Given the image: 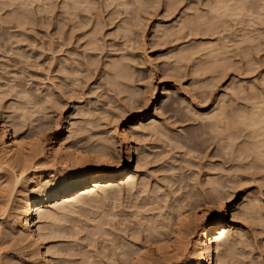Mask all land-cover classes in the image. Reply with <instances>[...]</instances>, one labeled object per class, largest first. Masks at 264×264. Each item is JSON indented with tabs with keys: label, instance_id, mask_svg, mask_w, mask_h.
<instances>
[{
	"label": "rangeland",
	"instance_id": "1",
	"mask_svg": "<svg viewBox=\"0 0 264 264\" xmlns=\"http://www.w3.org/2000/svg\"><path fill=\"white\" fill-rule=\"evenodd\" d=\"M3 1H4V5L2 3ZM53 1L52 0H19V2L14 1L13 2L14 8L18 5L16 7V11L18 8L20 9V11L18 13L19 15H17L18 18L22 16L21 18H19V22L21 23V26L19 25V27H16V28H14L12 23H10V22L5 23V20L3 23V19H5L8 15L7 13L13 9V5L8 6L7 4H5V0H2L0 2V3H2L1 8H0V19H1L0 22H2V23H0V30H1L0 36L6 37V36H9V34H11V33L12 34L15 33L13 35V37H11V39H8L5 42L0 43L1 44L0 45V86H2V89H3L2 90L0 88L1 89L0 91L1 92L3 91L1 93V94H3V97L1 96V98H0L1 99L0 101H2L0 103V119H2L1 117L10 116L7 118V120L11 124L13 122H15L16 124L17 123L22 124L23 122L25 123V121H26V123L24 125L23 124L21 125L23 128L19 127L20 125H18V124H17L18 126H16V124H12V125H15L12 127L13 128L12 130H14L16 128L15 130H18L17 132L21 133V134L22 133L25 134V132L27 133V132H29V130H31L29 128L30 119H31L30 125L32 127V126H35L36 123H37L36 125H38L40 123L44 124V122L46 124L47 121L49 122V119H51L50 121H52L53 119H55L57 117L62 122H64L65 120L70 118L71 120H73L75 122L78 121L77 124L80 125L83 122L86 123L85 119L89 118L88 116H90L91 118H89V119L91 121L95 122V124H93V122H92L93 125H100V127H102L103 129L105 128V130L114 127L116 125V123L122 121L120 128L125 130L129 127V125L133 124L132 123L133 118L135 117V115H137L139 113L137 106L139 107L140 103L142 105L143 101L145 100L144 98H146V99L149 98V102H150V106H151L149 112L150 113L154 112V107L157 104L161 105L162 109H160V111L163 114H161V112L159 111V113L161 115L158 117V120H160V122L164 123L166 125V127H168L167 128L168 135H167V133L165 134V136L167 135L166 138H165V136H163V138L162 137L158 138V136L157 137L152 136L153 138H151V136H148V135L147 136L139 135L138 137L135 136L136 139H134L135 137L132 136L133 138H131L130 136H128L130 134L129 132L125 135L126 138H128L127 142L131 144L134 151H135V147H137V148H139V150L145 149L144 151L142 150V154H143V152H144V154L145 153L147 154V156L145 154L147 161L143 167L144 168L143 172L145 173V176H146L145 177L146 186H145L144 191L135 192V190H134V191H132V193L129 194L125 190L124 191L122 190L120 192L115 191V193L114 192L109 193L107 196L100 193L99 196H94L95 198L94 197L90 198V200L93 202H89V200H88L89 198L86 199L85 202L82 203L85 205V207L83 205H82L83 206L82 207L80 204L79 205L80 209L78 207L74 212H72L73 215L66 213V215L64 214L63 216L59 217L60 222L58 221L57 223H59L58 225H60L63 228L72 227L71 226V225H73L72 221L75 224L74 226H77L78 224L82 223L83 220H85L84 222L87 223V220L89 221L90 218L95 219V217H96V219H97V217L98 218L100 217L101 219L104 218V221L107 219V221L109 220L108 221L109 223L107 221L104 222V224L105 223L106 224H105V226L103 225L104 226L103 229L106 228L108 231H110L109 232L110 235L105 236V237L106 238L108 237V239L113 237L112 238L113 242H112V240H109V241L106 239H105L106 241L103 240V242H105L104 244L108 245V247L106 246L107 247L106 248V247H103L104 244L103 245L100 244L102 242L101 239H103V238H101L102 236H100V238H101L100 241H97V239L99 240V238L97 237V239H96V237L94 236L92 238H93V240H94V238L96 240L93 241V243H92V241L91 242L89 241L90 243H88V240H85V238H87L86 234H85L86 231L85 232L79 231L77 234H76V232H70L71 234L66 233L68 236L66 234H65L66 236L64 234H62L63 236L61 235V237L59 236L58 239L57 238L55 239V241L57 240L56 245L61 250L59 249V252H58L59 256H57V257L55 256L57 253L53 256L51 255L52 258L55 257L53 259L54 260L53 262H55L57 260L60 262L59 258L65 257V253L67 254L66 256L68 258V261L69 262L73 261L72 264L75 263L74 262L75 259H77V261H79L80 255H74V252H73V254H70L71 256H73V255L78 256V257L73 256V258H74V260H73V258L68 255L71 252V251L69 252V250H71V247L73 248V246H75V247L80 246V249H81V247L85 249L86 246L83 247V245H81V244L85 245V243L87 245V247H86L87 251L84 249L83 250L85 251L84 253L86 255V258L88 256V258L85 260V261L88 260L87 264L91 261L90 259L93 258L92 254L95 255V254H97L98 251L99 252L102 250L106 251V249H109L107 251L110 253V256L112 255L113 252L116 256V257L113 256L114 254L111 256V263H113V264H121V263L124 264L125 262H127L126 259L131 255L126 254V252H132L136 249V247H143V248H141V249H143L142 252L147 251V250H153L154 245L151 243L148 244L149 242L147 243V241L144 240L145 239L144 235L146 234V231H143V234L141 231H140L141 233L137 234L138 220L141 221L140 216L143 217L145 215L149 219H151L153 217L156 220L157 219L158 220L160 219V221H161V219L164 220L166 215H168L169 208L171 207V204H173L172 206H175L176 204L181 202V204L186 205L188 202L187 200L194 199L195 196L200 197L201 194L197 195V192L200 193V192L204 191V187H205V191H207V189L212 184V183H209V180L213 181V178H214V181L217 180L216 182H219V184H218L219 189H220L219 192L221 193L219 195L225 196L227 199L224 197V200L225 199L228 200V202H227L228 222L231 221V214L233 211L239 210L238 212L243 213L244 211H246V208H248V207L249 208L253 207V209H254L252 211V214H254V215L251 214L252 216L249 219H247V217H245V216L243 217L242 214H241L242 216L238 219L237 226L240 228V233H239L240 236L238 235L235 237L236 241H238V242H236L237 244H235V246L233 247V249L234 248L235 249L231 250L232 252L230 254L232 256L229 254V256L227 257L226 264H264V161H263L264 159L259 160L260 161L259 162V161L253 160L254 159L253 154L248 155V157L245 156L246 154H244V155L242 154L243 156L238 155L240 153V151L238 149L237 150L239 152L236 150L237 145H235V144L240 145L239 141L242 144L243 140H244V142H246V140L250 141L252 139V135H251L252 132L249 131L251 129H248L250 127H247L244 124H242V125L244 127L246 126L245 128H243L242 125L239 126L240 129H239V127L237 128L236 125H234L233 128L231 127L233 125L232 123L237 124V125L241 124L240 121L238 123L233 121L236 117H234V119L232 120L231 116L233 118V115L237 116L238 113L241 115L246 110L250 111L251 108L254 107V105L258 106L259 104L261 105L263 103V101L261 102V100H263L262 98H264V96H262V95H264V82H263L264 80L261 77L264 76L263 75L264 74V16L262 17L263 13L261 11H260L261 14L259 12V15H261V16L256 15V14L259 11L258 10L260 7L259 5H261V4L264 5V1L259 0L260 1V2H258L259 7L256 5L258 7V9L255 10L257 7H254L255 9H252L253 11L254 10L257 11V13L255 11H254L255 13H252L251 9L244 13L245 17L242 16L241 20H242V18H246V15H247L248 18H246V19L248 21L246 19L244 21H241L239 17L232 16V17H235V20H236L235 21L230 16V17H227L228 22L227 21L223 22V23H226L225 25L227 27H225L224 24L222 25V23L218 22L219 23V24H217L218 26L219 25L224 26L225 29H227V30L231 29L229 31H226L227 33L225 32V30L221 31L223 36L220 32V36L222 37V39L226 36H229L232 33L231 38L226 37V39L228 38L227 40L223 39V41H226L227 45L229 43V39L231 40L233 38H236V41L233 40L232 44L230 41V44H229L230 47L228 45V47L225 49L226 50L225 54H227V55H224V56L227 57L229 54V57H227V59H229V60H227V59L225 60L224 56L220 57L221 53L217 54V56H219V58H221L219 60V62H218V57H217V62L215 61L216 57L214 58L215 60L213 59L214 61L212 59H210L213 62L212 61L210 62L209 58L207 60V57H202V59L205 60V63L200 67V71H202L204 69L203 70L204 73L200 72L198 70V72H196L198 74V76L194 75V74H196L194 72H189V71H191L190 69H192V68H190V67H192V66H190V65H192L191 61L188 62L186 65H185V62H182V64H183L182 67L179 69V72L177 71L178 73L176 72L177 75H176V73H173V75H175V76L171 75V73H169V71L166 72V70H164L165 67H167L166 63L167 62L169 63V61H170L169 64H172V62L174 61L173 60L174 57L171 59L169 56L170 54H168L170 51L169 48L171 45L168 43H166V44L163 43V40L155 39L156 35L154 36V38L152 36V34L154 35V33H153L154 27L156 28L155 30H157L159 28L158 25L159 24L161 25V23L162 24L166 23L165 25L168 26L169 24H171V22H176V18L178 19L179 15H181V13L186 10L185 7L187 8V5L189 6L191 1H192L191 4H194L193 2L195 0H185V1L181 0L180 2L177 1V5L175 6L176 7L175 11L173 12V14L168 15V18H165L167 15L165 14L166 12H163L165 0H161L162 3L158 2L157 0H155V2L152 0L153 3H151L150 7H149L150 3L148 2L146 4V6H148L149 9L151 8L150 10L148 9V12H147L148 15L142 14L144 21L139 20L140 23L142 21L144 23V25L141 23L143 28H142V26H140V29L142 28L143 31L140 30L139 27H138V29L140 30V32L136 27H131L132 29H135V31L132 30L133 32H131L134 34V36L132 38L133 41L131 40L133 43H130V41L127 40L128 43L125 42L127 44L126 46L124 44V39H126V38L121 36L122 33L120 34L122 39H119V38H121V37H118L119 33L117 35L116 34L113 35V31L111 32V30H110L112 28L115 29V25L117 23L118 24L120 23L122 25V21H120L121 19H119V18H123L124 16L126 17V14L122 13V14H124V15H122L120 12V14H121V15L119 14L120 17L118 15H117V18L115 17V19H118L119 21L118 20L113 21L115 23V25H114V23L112 25V23L110 24L111 21L108 20V16L110 17L109 19H111V20L114 19L113 13L117 14L116 11L119 10V7L116 6V8L118 10L114 9L113 13H111L110 14L111 16H110L109 13L112 12L111 10H113V8L115 7V3H113L114 7L111 9V4H108L109 2L107 0H96V1L95 0H89V3H88L89 8L93 6L91 8V10H93V9L96 10V11H93V13L98 14V11L100 13L99 14L100 16L97 15V18L98 17L102 18L100 23L103 22V23H105V25L107 23L108 24L106 26L105 25L103 26V23H101L102 24L101 27L103 28V29L101 28V30L99 29V33L101 36L97 35V39L100 37V39H98V40L101 42V44L102 43L103 44L101 46L99 44L100 47L99 48L97 47V49L94 48L90 52H89V50H87V51H85V53L82 52V54H81V51H82L83 47L85 46L84 43L88 41L87 37L89 34L87 35L86 33L90 32V31H88L89 29L85 30V28H84L85 31L81 30L82 27H84L83 24H82L83 25L82 27L81 26L79 27V25H78L79 28L75 29V26L77 27L75 22L81 23V22H79L81 20L84 22V17H85V15H87V11L84 12V10L80 9L81 10V11H79L80 13H82V11H83L82 16H80V17H82V19L81 20L78 19V21H75V18H74L75 14H73L74 16L72 15V17H70V18H68L69 16L64 13L65 10L63 13L61 12L63 15L59 14L60 10L62 11V9H63V7L61 5V0H58V1L53 0ZM91 1L95 2L94 5H97V6H95V8L93 5V2H91ZM105 1H107L108 3H104ZM201 1H203V0H201ZM20 2H21V4H20ZM51 2L54 4H52ZM199 2H200V0H199ZM22 3H23V6H22ZM179 3H180V5H179ZM55 4H57V5H55ZM9 5H11V4H9ZM53 5H54V7H53ZM100 5H101V7H100ZM104 5H106L107 8L110 7L109 8L110 10H107L106 7L104 8L103 7ZM153 5L155 6L154 9H153ZM21 6H22V8H21ZM129 6H131V8H135L134 5H129ZM129 6H128V9H130V10H128V11L130 12L131 8H129ZM136 6H138V5H136ZM97 7H99V10ZM198 7H200V6H198ZM103 8H104V10H106L105 12L103 11ZM146 9H147V7H146ZM156 9H158L160 11L157 10V13H156ZM260 9L262 11L264 10V8L263 9L260 8ZM76 10H77V13L76 12L75 13L81 15L80 13H78L79 7ZM88 11L92 13V11H90V9H88ZM108 11H109V13H108ZM120 11H121V7H120ZM149 11H151V14H149ZM20 12H21V15H20ZM91 13H90V15L92 16ZM107 13H108V15H107ZM154 14H156V15L154 16ZM60 15H62L63 19L59 18ZM64 15L67 16V19H65L67 23H68V21H67L68 19L70 20L71 18H74L73 23L75 25L70 24L71 22L69 21L70 23L66 24L65 27L63 28L62 27L63 23L65 24V21L64 22L62 21V20H64V17H65ZM88 15H87V17H88ZM90 15H89V18H90ZM164 15H165V17H164ZM55 16H56V18L58 17V20L54 18ZM145 16H146V20H145ZM75 17H78V16L76 15ZM94 18H95V16H94ZM94 18L93 19L90 18V19L94 20ZM148 18L150 19V21H148ZM129 19L130 18L128 17L125 20H129ZM237 19H238V22H237ZM59 20L61 22L59 23L60 28L58 29L57 21L59 22ZM95 20H97V19H95ZM230 20H231V22H229ZM249 20H250V22H249ZM232 21L233 22L235 21V25H233ZM52 22L53 23L55 22V25L52 24ZM97 23L99 24V22H96V26L98 28ZM156 24H158V25L156 26ZM228 24L231 25L230 28H229ZM245 24H246L247 28L244 27ZM67 25L69 26V28H66ZM72 25L74 27L73 28L74 30H72V31H74V32H73V35L71 34L73 37L71 36V38L69 40V38L67 36H68V32L71 31L69 29L72 27ZM89 25H88V28L90 27V30H91L92 24L90 26ZM137 25H139V23H136V26ZM236 25H237V27H236ZM53 27L55 29H53ZM201 27H204V26H201ZM99 28H100V26H99ZM131 28L128 29L129 32L127 31L126 33H130ZM60 29L62 32L64 31V33L61 32V36L59 37L60 33L58 34L57 32ZM242 29H245V32L242 33L245 36L244 35H242V36H244V38H246V39H244V41H243V39H241L239 37L240 41H237V40H239L237 35L238 34H239V36L241 35V32L243 31ZM56 30H58V31L55 32ZM234 30H236V32H234ZM53 31L55 33H57V36L54 35L55 33ZM86 31H88V32H86ZM106 31H107V33L111 32L112 36H110L108 34L110 36V37H108L106 34ZM136 31H138V32H136ZM237 31L239 33H237ZM247 31L248 32L251 31L252 33L255 31L256 32L251 34V32L248 33ZM65 32H67L66 37H67L68 43L67 42L62 43V41H64L63 39H65V37H64ZM80 32L81 33L85 32L84 34L87 35V37H85V35H81V34L79 35ZM97 32H98V29H97ZM233 32H234V35H233ZM136 33H137V37L135 36ZM258 33L260 34L259 37L257 36ZM103 34L105 35L106 38L103 37ZM141 34H143V35H141ZM225 34H226V36H225ZM247 34L249 37L247 36ZM128 35H131V37H132V34H128ZM128 35H127V38H128ZM138 35H139V37H138ZM232 35H233V38H232ZM253 35H254V37H253ZM53 36H54V38H52ZM69 36H70V34H69ZM82 36L85 37L86 41H85V39H83ZM114 36L115 37L117 36V38L119 39V41L116 40L117 38L115 39V41L118 42L119 44L118 43L115 44V41L112 39V38H114ZM197 36L199 37V35H197ZM220 36L218 34H215L216 39H218L217 44H221V42H222L221 39H219V38H221ZM75 37H77V39ZM80 37H81V39H80L81 41H78ZM198 37H196V38H198ZM205 37L206 36L203 35V37L200 36L199 39H203ZM215 37L213 38V36H212V41L213 42L215 41V43H216ZM55 38H56V40H58V43H55V41H54ZM142 38H143V41H142ZM256 38H258V39H256ZM52 39L54 42L52 41ZM59 39L61 41H59ZM102 39H103V41H101ZM253 39H254V41H253ZM109 40H111V41H109ZM156 40H157V42H156ZM219 40H220V42H218ZM96 41L97 40L95 37V42ZM181 41H178V42H181ZM52 42L55 44L53 45ZM80 42H82V44ZM100 42H98V43H100ZM121 42H122V44H121ZM59 43H61V46L59 45ZM64 44H66V45H64ZM67 44L70 46H68ZM111 44L115 48H118V51H119L118 55H117V50H116V52L114 51L115 52L114 54L117 57L121 55L120 53L123 54V52H124V55H126V53L130 52V53H128V55L125 56V57H127V56L128 57L125 58L123 62L126 65L128 64L127 68L133 67L132 69L129 68L130 73L128 72V74H130V75H132L134 73L133 77H131V79L129 78L130 79L129 82H127L128 81L127 78H126V80H127L126 81L125 78L120 77L125 82L120 80V78L117 79L118 77L116 78L117 80H119L120 83L122 82V84L124 83L123 85L127 86V87H125V86L120 85V86H122L121 88H125V89L121 90L122 93H121V91L120 92L118 91V87L115 88V91H113L114 90L113 84L111 83L112 84L111 85L110 82L108 81L109 82L108 85L110 84L108 86L107 80H104V79H108L107 74L104 75V69H105V72L107 70L106 69L107 65H105V68H103L104 63L107 60V58H109L108 57L109 55H111V57L113 55V57H114L113 51H111L112 48H114V47H111ZM120 44L122 46L121 49H119L121 47ZM123 44H124V48H123ZM140 44H141V46H139ZM233 44H234L235 48L232 47ZM59 46L60 47L63 46L61 48V50H58V49H60ZM80 46L82 47V49L80 48ZM129 46L131 47V49H128V48H130ZM154 47H156V48H154ZM63 49L66 50L67 52H70L71 55H70V53H68L70 56H72L74 54V53H72V50L75 49V50H73V52L77 53V55L75 53V55H76L75 60H77L78 59L77 57H79L78 61L80 62V66L76 67V68H83L82 69L83 72H85L86 70L87 71L90 70V72H88V73H86L87 71L85 73L80 71L81 73H79V74L83 73L82 74L83 76L75 73L78 76L76 75L75 77L74 76L71 77L72 74H70L71 76L69 78H68L69 74L67 73L68 74L67 75L68 80L67 81L64 80V83L70 82V79H71V82L73 81L71 84L67 83V84L71 85L69 88H68L69 85L67 86L66 83H65V85L67 86V88L64 87L65 85L62 87V85L64 83L62 81L60 82V80L61 79L63 80L64 78L66 79V76H65L66 75V72H65L66 68H69V69L72 68V70H75L76 68H74V67L76 66L77 63H72L75 61L73 59L74 55H73V57H70V56L66 57L67 53H66V51H65V53H63L64 52ZM227 49L230 51H227ZM54 50L55 51L58 50V51L55 52ZM94 50H96L95 52H96L97 56L95 55ZM99 51L101 52V54ZM202 51H204V52H202ZM208 51L209 50H201V52H199L198 55L203 54V53L208 52ZM166 52L168 55L166 54ZM239 52H241V53H239ZM79 53L81 54V56ZM86 53H88V54H86ZM107 54H109V55H107ZM89 55H92V56L89 57ZM93 56H95L93 58V63L91 61V63H89V65L93 64L94 66H92L90 68L88 67L89 69L84 68L85 64L87 67V62L83 59H85L86 57L87 58L89 57L88 59L91 60ZM105 56H106V58H104ZM165 56H169V57H166V60H165ZM64 58H67L66 60H68V58H69V60L72 59L74 61L71 60L72 64L70 65L69 60L67 63V61ZM56 59L58 61H61L64 59L66 61L67 66L65 67L64 60L61 62H58ZM59 59H61V60H59ZM95 59H96V62H94ZM112 59L113 58L108 59L106 62H109ZM168 59H170V60H168ZM82 60H83V62H81ZM127 60L130 62H127ZM204 60H203V62H204ZM78 61H76V62H78ZM63 62H64V65H63ZM60 63H62V64H60ZM83 63H84V65H82ZM98 63L100 65H98ZM222 63L224 64V66ZM56 64H58V65H56ZM59 65H60V68L58 71ZM215 65L216 66L218 65L219 70L214 69L213 72L210 71L211 69L208 70V67H210V66L216 68ZM183 66H184V68H183ZM61 67L62 68L65 67V70L64 69L61 70V71H64L65 73H63V72L61 73V71H60ZM203 67H205V68H203ZM161 68H163V70ZM206 68H207V70H206ZM220 68L222 69V71ZM108 69H109V66H108ZM159 69H160V71H159ZM70 71H71V69H70ZM70 71H68V72L70 73ZM164 71L167 75H170V76H167L165 73H163ZM207 71H209L210 73L208 72V74H207ZM57 72H59L61 74L59 75ZM107 72H110V71L107 70ZM56 73L59 76H58V79L54 80L55 79L54 77L57 76ZM111 73H113V72H111ZM101 75L103 76V78ZM199 75H200V77H199ZM202 76L205 78H203ZM52 78H54V79H52ZM73 78H74V80H73ZM76 78L79 79L80 81L79 80H78L79 82L76 81L77 80ZM208 78H210V79H208ZM10 79H11V81L9 82ZM205 79H208V80H206V83H205ZM109 80L112 81L111 79H109ZM7 82H9V83L7 84ZM54 82L57 83L58 86L56 85V87H55ZM59 82L62 83L61 86H59ZM74 82H75V84H74ZM203 82L205 84H203ZM236 82L239 84H237ZM77 83H78V85H77ZM200 83L203 86V87H201V89H200V86H201ZM235 84L238 86L239 89L236 87ZM249 84H250V86H249ZM153 85L156 87V90L154 92H151V91H153V89H152ZM239 85H241V86L239 87ZM111 86L113 87V89ZM194 86H197L196 89ZM57 87H60L61 89H59ZM11 88H12V90H11ZM70 88H71V90H70ZM121 88H119V89H121ZM163 88H165V90L167 91L165 96H163V94H162ZM198 88L200 89L199 91H197ZM234 89L235 90L238 89L239 91L236 90V92H235ZM4 90H5V93H4ZM58 90H61V91H58ZM242 90H244V92ZM228 91H230V92H228ZM16 92H18V93H16ZM19 92L21 93V95L19 94ZM48 92H49V94H48ZM114 92L118 95H115ZM257 92L262 94L259 96L260 98H258L259 94ZM45 93H46V95H45ZM51 93H53V95ZM63 93L65 94V96L63 95ZM201 93H203V94L201 95ZM16 94H18V95H16ZM22 94L24 95V97L22 96ZM41 95H42V97H41ZM49 95H51V96H49ZM221 95H223V96H221ZM233 95H235V96H233ZM236 95H238V97H236ZM249 95H251V96H249ZM21 96L23 97V99ZM47 96H49L51 98V100ZM52 96H53V99H52ZM165 97H166V99H165ZM234 97L236 99H233ZM45 99H49V100H47L49 102V104L48 103L44 104L46 107L43 106ZM231 99H233V100H231ZM53 100L55 102L58 101V103H60V104L58 105L57 102H56L57 103L56 104ZM162 100H164V101H162ZM259 100H260V102H259ZM28 101H29V103H28ZM34 101L37 103V105L39 104V102H40V104L42 102L41 106L43 108L41 106H40V108L37 107V105L35 104ZM170 101L175 102V105L178 104L177 107L179 110L176 113H173V111L170 112V110L169 111L163 110V107H167V105H169ZM53 102L55 104H52ZM130 102H132V103L130 104ZM136 102H137V104H135ZM179 102L181 103V105ZM256 102L258 104H255ZM222 103L223 104L226 103V104L223 105ZM22 104H23V106H22ZM28 104H30V106ZM50 104H52V105H50ZM133 104L136 105V107ZM238 105H240L241 110H240V107H238ZM251 105H253V106H251ZM85 106H86V109H85ZM222 106L225 107L224 108L225 111L223 110ZM232 106L233 107L236 106V108L238 107L239 110H237L238 108L237 109L234 108L235 112L233 113L234 110H233ZM244 106L245 107L247 106V107L245 108ZM25 107H26V109L30 107L29 109H27L28 112L27 111L25 112ZM230 107L232 109H230ZM20 108H23V109L21 110ZM186 108H188V111H186ZM218 108H219V110H218ZM220 108L224 112H226V114L223 113L224 116L229 114L230 118L227 116L226 117H227V119L229 118L230 120H227L226 117H224L222 115V117L224 118V119L222 118V120H225V121L219 122V123H223L222 126L221 125H219V126L222 127L223 129H225L224 127L226 126L227 127L226 131H227L228 127L229 128L231 127V129L234 130V127L236 126L235 131L237 129V132L234 131V135H236L238 133L240 136L239 137L238 135L237 136L233 135V137H235V138L233 139L232 143H233V146L235 148H233L231 146L232 143L230 142V140H229L230 145L228 144V146H227L226 145L227 143H224V141L226 142V140H228L226 138V137H229V135H227L228 131L226 132L224 130V132H223V129L218 126V123L217 124L214 123L215 118L218 116L216 114L221 110ZM83 109L85 110V112ZM216 109L218 110L217 112L214 111ZM32 110H36V111H32ZM226 110H229V111L231 110L230 111L231 113L229 111L227 112ZM241 111H243V112H241ZM32 112H35V113L33 114ZM83 112L86 114H84ZM91 112H93V113H91ZM29 113H31L32 115ZM89 113H91V115H89ZM205 113H206V115H203ZM22 114H25L26 116L29 115V117L28 116L23 117L24 116L23 115L22 117L24 119L21 120L20 118H21ZM82 114H84V115H82ZM235 114H237V115H235ZM240 115L236 118V120L240 117ZM30 116L34 117L35 119L32 117L30 118ZM205 116L206 117L210 116V117L206 118ZM211 116L212 117L215 116L214 119L211 118ZM168 118H170V119H168ZM174 118H176V119L174 120ZM177 120H178V122H177ZM179 120H180V122H179ZM182 120H183V122H182ZM33 121H35L34 122L35 124L32 123ZM173 121H175L176 123ZM79 122H81V123H79ZM224 122H227L226 123L227 125L224 124ZM229 123H231V124H229ZM214 124L217 126V128H216L217 130L214 129L215 128ZM228 124L231 126H228ZM82 126H84V124ZM210 126L211 127L214 126V128L212 127V129H211ZM231 129L230 130L228 129V130L232 132L233 130H231ZM224 133H226L225 134V136L227 135L226 137L224 136ZM229 134H230V132H229ZM232 134H233V132H232ZM248 134L251 137L250 139H248L249 136L246 137ZM178 135L180 138L178 137ZM196 136L199 138H197ZM167 137H169V140L167 139ZM170 138H172V139L170 140ZM245 138H247V139L245 140ZM179 139H181V140H179ZM229 139L232 140L231 137ZM178 140L180 142H178ZM234 140H237V141L234 142ZM230 148L232 149V151ZM234 149H235L236 154L233 151ZM225 151H226V153H225ZM236 151L238 152V154ZM243 157L247 162H243V160H244ZM238 159H239V162H238ZM240 159H243V160L241 161ZM250 162H252V163H250ZM240 163H241V166H240ZM246 164H247V166H246ZM255 164H256V166L258 165L259 167L254 166ZM237 166L242 167V168H237ZM231 167H234V168H231ZM243 167L244 168L247 167V168L243 169ZM235 168L237 169V173H236ZM229 170L230 171L232 170V172H230ZM56 176H58V175L56 174ZM236 177H237V179H236ZM231 179H234L236 182L234 180H231ZM55 180H56V177L54 178V181ZM121 182H123V179L121 180ZM207 182L209 183V185L207 184ZM221 183H223V186ZM199 188L201 189V191ZM118 192H119V194H118ZM5 195H7V196H5ZM5 195L2 196L3 199H1L2 197L0 199L2 201L4 200L3 202L6 203V205H7L11 201V198H9L10 197L9 193H6ZM101 195H102V198L104 200L101 198ZM4 196H5V198H4ZM103 196H105L106 198H104ZM133 196H135V197H133ZM7 199H9L10 201L9 200L7 201ZM158 199H159V201H158ZM183 199L185 200L184 202H183ZM5 200H6V202H5ZM147 200L150 204H148V202H146ZM151 200H152V202H151ZM143 201H145V202H143ZM175 201L178 203H176ZM86 202H88V204H85ZM11 203L12 202H10V205H11ZM144 203H145V206H144ZM174 203H176V204H174ZM252 204H255L256 206L252 205ZM6 205H5V207H6ZM135 205L136 206L139 205L138 206L139 210L135 208ZM142 205H143V207H142ZM10 207H12V206H10ZM183 208L188 209L187 206H185ZM7 210L10 211L11 209H8V206H7ZM136 211H138V212H136ZM182 211H185V209L184 210L182 209ZM130 213H131V215H130ZM138 213L139 214L141 213V214L139 215ZM157 213H159L158 214L159 217L157 216ZM97 214H98V216H96ZM68 215H70V216H68ZM87 215H89V217ZM169 215L170 216H168V217H171L170 213H169ZM86 216L89 219H86ZM172 216H173V214H172ZM258 216H260V219L258 218ZM92 217H94V218H92ZM129 218H130V220H132V222L129 220ZM147 218H145V219H147ZM212 218H213L212 216L208 217V219H212ZM63 221L65 222L64 224H63ZM79 221H80V223H79ZM90 221H92V220H90ZM1 222H3V221H1ZM203 222H204V219H200V220L196 221L194 224L197 226V228H199V226H201V224ZM135 223L137 224V226L135 225ZM4 224H5V221H4ZM107 230H106V234H108ZM113 230H115L116 233H114L115 231H113ZM241 231H242V233H241ZM72 233H74V234H72ZM112 233L114 234V236L112 235ZM126 234H127V236H126ZM69 235H70V237H69ZM71 235H73V236H71ZM82 235L85 238H83ZM78 236H79V238H78ZM96 236H98V235H96ZM135 236L136 237L138 236L140 239L138 237L136 238ZM103 237H104V235H103ZM82 238H83V240H82ZM131 238H133V239H131ZM2 239L3 238H0V243L3 241L4 244L1 243L2 245L0 246V260L2 261L5 255H6L5 259L7 258V256H8L7 259H9V257H10V259L9 260H7V259L3 260L2 261L3 263L0 262V264H8V263L9 264H18V263L19 264H25L26 258L24 256L22 257L21 251L13 250L12 247L10 246V244L8 245V243H5L6 240H4V239L2 240ZM78 239H80L79 242L82 241L83 243H79ZM138 240H140V241H138ZM55 241L50 243V245H53V243L55 245ZM110 241L112 243H110ZM96 242H99V244ZM115 242L118 246L115 244ZM141 243H142V245H141ZM96 244H98V245H96ZM119 245H121V246L123 245V246L121 247ZM99 246H102L101 249L102 248H105V249H102V250L100 249L97 251V248ZM58 247H57V249H58ZM6 248H9V250ZM113 248L115 251L112 252L111 249H113ZM67 249H69V250H67ZM74 249H78V248H74ZM60 251H62V253ZM88 251H90L91 253L90 252L88 253ZM86 252L88 254H86ZM108 252L107 253L105 252L107 257L102 256L103 252L99 253V255L102 256L101 258H103V259H100L99 258L100 256H95V258L92 259V262L94 264H98V263L99 264H110V261H108V260H110V257H109V255H107ZM118 252H121V253H118ZM59 253H61V254H59ZM116 253H118V254L116 255ZM105 254H103V255H105ZM216 254H217L216 252H214V254H213L214 262H215ZM186 256H187L186 254L182 255V257H178L180 260L174 259L173 261L171 260L172 262L171 261L165 262V264H173V263L179 264V262L184 260L186 258ZM123 257H124V259H122ZM67 258L65 257L66 260H67ZM69 258H71L72 260ZM96 258L98 260H102V261L98 262ZM119 258H121L122 260ZM65 259L63 258V261ZM94 259H95V261H97V263H95ZM117 259L121 262L119 263V261ZM112 260L113 261L115 260L116 262H112ZM124 260H126V261H124ZM68 261H66V263L63 262V264H71V262L69 263ZM77 261H76V264H77ZM85 261H84V264H86ZM103 261H104V263H102ZM91 263H89V264H91ZM56 264H58V263H56ZM59 264H62V263L60 262Z\"/></svg>",
	"mask_w": 264,
	"mask_h": 264
},
{
	"label": "bare ground",
	"instance_id": "2",
	"mask_svg": "<svg viewBox=\"0 0 264 264\" xmlns=\"http://www.w3.org/2000/svg\"><path fill=\"white\" fill-rule=\"evenodd\" d=\"M2 0H0L1 2ZM14 1H18L19 0H5V4H7L8 6H12L13 5V9L11 11H9L7 14V17L5 19H3V23H4V20H5V23L7 22H10L12 23L13 27L16 28V27H19V25L21 26V23L19 22V17L17 15H19V11L20 9L16 11V6L14 8V4L13 2ZM53 1V0H52ZM58 1V0H57ZM56 1V2H57ZM96 1V0H95ZM109 3H108V2ZM105 1L104 3H108V4H111V9L114 7V4L115 3V7L113 8V10H111L112 12L109 13V15L111 13H113L114 9L118 10L116 8L119 7V10L116 11L117 14H114L113 13V16H114V19H109L110 17L108 16V20H110V24L112 23L113 25V21L115 20H118V19H115V17L117 18V15L120 17V15L122 13H125L126 14V17L124 16L123 18H119L121 19L120 21H122V25L119 23H117L115 25V29L112 28L110 29L111 32L113 31V35H118V37H125L126 39H124V44L125 46L127 45L125 42L130 41V43H133V36L134 34L131 33L133 32L132 30L135 31V29H132L131 27H136L138 29H140V26H142V24L144 25L143 21V15L147 14L148 12V9L149 7L151 6V3L152 0H107ZM151 1V2H150ZM155 2V0H153ZM158 2H161V0H157ZM156 1V2H157ZM177 1L180 2L181 0H165V5H164V11L163 12H166L165 14L167 15L165 18H168V15H171L173 14V12L175 11L176 9V5H177ZM182 1H185V0H182ZM257 1V2H256ZM261 1V0H260ZM259 0H203L199 2V0H195L193 3L194 4H191L190 2V5L188 6L187 5V8L185 7V11H183L181 13V15H179V18L177 19L176 18V22H171V24H167L168 26H166L165 24L166 23H161V25L159 24H156V26L158 25V29L155 30L156 28L154 27L153 29V33L154 35L152 34L153 38L154 36L156 35L155 39L157 40H163V43H168L170 44V51L168 54H170V58L172 59L174 57V61L172 62V64H169L167 62L166 63V66L164 70L169 71V73H171V75H173V73H176L177 71L179 72V69L182 67V62H185V65L191 61L192 69H190L191 71L189 72H198V70L200 71V67L205 63V60L202 59V57H207V60L209 58L210 59H214L216 57V62H217V57H218V62L221 58H219V56H217V54L221 53L220 54V57L224 56V55H227L225 54V49L228 47V45L230 44V41H231V44L234 41H236V38H233V35H234V32H236V30H234L233 32V35H232V38L233 39H229V43L228 45L226 44V41H223V39L225 40L226 37H230L231 38V34L229 36H225L223 39L222 37L220 36V32L225 30L226 31H229L231 29H225V27H227L225 24L226 23H223L225 21H227V17H232V16H235V17H239L240 20H241V17L244 16L245 12L248 11V10H252V9H255L254 7H257L258 6V2H260ZM264 1V0H263ZM7 2V3H6ZM23 2V1H22ZM54 2V1H53ZM93 2V1H91ZM98 2V1H97ZM150 3L149 7L146 6L147 3ZM3 5H4V1L2 2ZM2 3H0V8H1V5ZM52 3V2H51ZM89 0H61V5L63 7L62 11L60 10V13L59 14H62L65 10V14H67L70 18L72 17L73 14H75V16L77 15L78 17H75L74 15V18H75V21H78L82 19V14H83V11L82 13H80L79 11L81 10H84L87 11V15L91 12L88 11V9H90V11H92V16L90 15V18H94V20L90 19L89 18V15L87 17V15H85L84 17V22L81 20L79 22L81 23H76L75 24L77 25V27L75 26V29L79 28L80 26L82 27L84 25V27H82L81 30L85 31L86 29H89L88 33H86L88 35H85L84 33H79V35H85V37L88 38V41L85 42V46L82 47L80 46V48L82 49L81 51V54L82 52L85 53V51L89 50L92 51L94 48L97 49V47L99 48L102 44L101 42L98 40L100 39V37L97 39V35H100L99 33V29L101 30V22L100 21L102 20V18H97V15H99V11H98V14H94L93 11H96V10H91V8L93 7H90L89 8ZM95 2H93V5H94ZM100 3V2H99ZM137 3V4H136ZM139 3V4H138ZM162 3V2H161ZM11 4V5H9ZM21 4V2H20ZM54 4V3H52ZM102 4V3H101ZM107 4V5H108ZM160 4V3H159ZM57 5V4H55ZM113 5V6H112ZM129 5H134L135 8H131V6ZM138 5V6H136ZM157 5V4H156ZM180 5V3H179ZM200 7H198V6ZM257 5V6H256ZM263 4L259 5V9L258 7L255 9V10H259L258 13L257 11H255L257 14L256 15H259V12L261 11L263 14H262V17L264 16V10L262 11L260 8H264V5L262 6ZM20 6V5H19ZM22 6H23V3H22ZM21 6V8H22ZM95 6L97 5H94V8ZM128 6L129 8H131V11L129 12L128 10ZM160 6V5H159ZM54 7V5H53ZM61 7V8H62ZM79 7V10H78V13H80L81 15L79 14H76L77 13V8ZM83 9H82V8ZM101 7V5H100ZM104 8L106 7L107 10H110L109 8H107L106 5L103 6ZM120 7H121V11H120ZM133 7V6H132ZM147 7V9H146ZM154 5H153V9H154ZM4 8V7H3ZM12 8V7H11ZM98 10H99V7H97ZM96 8V9H97ZM103 8V11L105 12L106 10H104ZM157 8V7H156ZM58 9V8H57ZM81 9V10H80ZM151 9V8H150ZM149 9V10H150ZM152 9V10H153ZM76 10V11H75ZM147 10V11H146ZM157 10L156 9V13H157ZM146 11V12H145ZM160 11V10H158ZM253 10H252V13H255ZM7 12V11H6ZM62 12V13H61ZM76 12V13H75ZM115 12V13H116ZM121 12V14H120ZM154 12V11H153ZM178 12V11H177ZM260 12V14H261ZM107 13V15H108ZM159 13V12H158ZM58 14V13H57ZM120 14V15H119ZM143 14V15H142ZM149 14H151V11H149ZM248 14V13H247ZM20 15H21V12H20ZM56 15V14H55ZM63 15V14H62ZM62 15H60V19H63L62 18ZM83 15V16H84ZM124 15V14H122ZM148 15V14H147ZM146 15V16H147ZM156 14H154L155 16ZM3 16V15H2ZM59 16V15H58ZM64 20H62L63 22L65 21V24L63 23V28L65 27L66 24L70 23V24H73L75 25L73 22H74V18H71L70 20L68 19V23L66 22L65 19H67V16L64 15ZM100 16V15H99ZM111 16V15H110ZM146 16H145V20H146ZM249 16V15H248ZM261 16V15H259ZM80 17V18H79ZM130 18L129 20H125L126 18ZM151 17V16H150ZM149 17V18H150ZM153 17V16H152ZM161 17V16H160ZM235 17H232L233 20H235ZM245 17V16H244ZM55 19L58 20V17L56 18V16L54 17ZM53 18V19H54ZM106 18V17H105ZM104 18V19H105ZM148 18V21H150V19ZM171 18V17H170ZM238 18V19H239ZM246 18L247 15H246ZM246 18H242L241 21H244ZM7 19V20H6ZM77 19V20H76ZM97 19V20H95ZM230 19V18H229ZM238 19H237V22H238ZM1 20V19H0ZM106 20V19H105ZM143 20L141 23L140 21ZM239 20V21H240ZM247 20V19H246ZM70 21V22H69ZM92 21V22H91ZM119 21V20H118ZM128 21V22H127ZM157 21V20H156ZM163 21V20H162ZM171 21V20H170ZM236 21V20H235ZM235 21L233 22V25H235ZM240 21V22H241ZM248 21V20H247ZM61 21L59 20V22L57 21V24H58V29L60 28V23ZM96 22H99V24L97 23L98 25V28L96 26ZM106 22V21H105ZM161 22V21H160ZM218 22L222 23V25L224 24V26H221V25H217L219 24ZM228 22V21H227ZM231 22V20L229 21ZM250 22V20H249ZM2 23V22H0ZM136 23H139V25L136 26ZM173 23V24H172ZM242 23V22H241ZM253 23V22H252ZM52 24L55 25V22ZM83 24V25H82ZM91 25V30H90V27L88 28V25ZM108 24V23H107ZM106 24V25H107ZM232 24V23H231ZM239 24V23H238ZM243 24V23H242ZM251 24V23H250ZM53 25V26H54ZM73 25L72 27L69 29L71 31L68 32V38L70 40L71 36L73 35V32L72 30H74L73 28ZM79 25V27H78ZM89 25V26H90ZM105 25V23H103V26ZM105 25V26H106ZM135 25V26H134ZM146 25V24H145ZM240 25V24H239ZM238 25V26H239ZM68 26V25H67ZM66 28H69V26ZM100 26V28H99ZM201 26H204V27H201ZM229 28H230V24H228ZM243 26V25H242ZM87 27V28H86ZM108 27V26H107ZM129 27V28H128ZM233 27V26H232ZM237 27V25H236ZM245 28L246 27V24L244 26ZM85 28V30H84ZM109 28V27H108ZM131 28V31L130 33H126L128 31V29ZM143 28V26H142ZM140 29L143 31V29ZM201 28V29H200ZM204 28V29H203ZM243 28V27H242ZM53 29H55L53 27ZM57 29V28H56ZM62 29V28H61ZM61 29L58 31L56 30L55 32H57L59 34V37L61 36ZM97 29H98V32H97ZM103 29V28H102ZM114 29V30H113ZM138 29V30H139ZM239 29V28H238ZM241 29V28H240ZM63 30V29H62ZM65 30V29H64ZM139 30V32H140ZM202 30V31H201ZM243 31L241 32V35L239 36V34L237 35L238 36V39L237 41H240V38L243 39H246L244 38V33L245 32V29H242ZM1 31V30H0ZM15 31V30H14ZM109 31V30H108ZM120 31V32H119ZM141 31V32H142ZM54 32V31H53ZM54 32V33H55ZM95 32V33H94ZM111 32L107 33L106 31V34L108 37L112 36ZM129 32V31H128ZM138 32V31H136ZM156 32V33H155ZM248 32V31H247ZM251 32V31H249ZM248 32V33H249ZM256 32V31H255ZM253 32V33H255ZM4 33V32H3ZM7 33V32H6ZM57 33H55L54 35L57 36ZM64 33V31L62 32ZM102 33V32H101ZM122 33V35L120 36V34ZM135 33V32H134ZM145 33V32H144ZM227 33V32H226ZM237 33H239L237 31ZM251 32V34H253ZM15 33H11L9 34V36H0V43L2 42H5L6 40L8 39H11V37H13ZM70 34V36H69ZM72 34V35H71ZM110 36H109V35ZM128 34H132V37L131 35H128ZM215 34H218L221 38V44H217V40L216 37H215ZM222 34V32H221ZM257 34V33H256ZM7 35V34H6ZM67 32H65L64 34V37L65 39H63L64 41H62V43H66L68 40H67ZM126 35V36H125ZM127 35H128V38H127ZM143 35V34H141ZM199 35V37L197 36ZM206 36L205 38L203 39H199L200 36L203 37ZM228 35V34H227ZM244 35V36H242ZM101 36V35H100ZM137 37V33L135 35ZM212 36L213 38L215 37L216 39V43L215 41L213 42L212 41ZM223 36V34H222ZM236 36V37H237ZM248 36V34H247ZM246 36V37H247ZM258 37L260 36V34L258 33L257 35ZM73 37V36H72ZM83 39H85L84 36H82ZM95 37H96V42H95ZM103 37H105V35L103 34ZM119 38V39H122ZM131 37V38H130ZM139 37V35H138ZM142 37V36H141ZM198 37V38H196ZM235 37V36H234ZM240 37V38H239ZM243 37V38H242ZM249 37V36H248ZM254 37V35H253ZM54 38V36L52 37ZM62 38V37H61ZM77 39V37H75ZM106 38V37H105ZM117 38V36L114 38H112L114 41L115 39ZM146 38V37H145ZM251 38V37H250ZM81 37L79 38L78 41H81L80 40ZM110 39V38H109ZM119 39L117 38L116 40L119 41ZM138 39V38H137ZM199 39V40H198ZM228 39V38H227ZM226 39V40H227ZM249 39V38H248ZM258 39V38H256ZM66 40V41H65ZM74 40V39H73ZM126 40V41H125ZM132 40V41H131ZM156 40V42H157ZM182 40V41H181ZM252 40V39H251ZM53 41V39H52ZM55 43H58V40H56V38L54 39ZM53 41V42H54ZM57 41V42H56ZM59 41H61L59 39ZM86 41V39H85ZM103 41V39L101 40ZM111 41V40H109ZM108 41V42H109ZM142 41H143V38H142ZM141 41V42H142ZM178 41H181V42H178ZM250 41V40H249ZM254 41V39H253ZM52 42V43H53ZM76 42V41H75ZM100 42V43H98ZM113 42V41H112ZM160 42V41H159ZM158 42V43H159ZM220 42V40L218 41ZM246 42V41H245ZM53 43V45L55 44ZM68 43V42H67ZM82 44V42H80ZM110 43V42H109ZM114 43V42H113ZM112 43V44H113ZM118 43L115 41V44ZM128 43V42H127ZM143 43V42H142ZM176 43V44H175ZM235 43V42H234ZM80 44V45H81ZM83 44V45H84ZM100 44V46H99ZM111 44V47H114L113 45ZM119 44V43H118ZM122 44V42H121ZM120 44V46H121ZM124 44H123V48H124ZM237 44V43H236ZM1 45V44H0ZM58 45V44H57ZM59 45L61 46V43H59ZM66 45V44H64ZM63 45V46H64ZM68 45V44H67ZM72 45V44H71ZM76 45V44H75ZM109 45V44H108ZM151 45V44H150ZM59 46V47H60ZM62 46V47H63ZM70 46V45H68ZM116 46V45H115ZM131 46V45H130ZM129 46V47H130ZM141 46V44L139 45ZM153 46V45H152ZM151 46V47H152ZM159 46V45H158ZM161 46V45H160ZM163 46V45H162ZM236 46V45H235ZM55 47V46H54ZM57 47V46H56ZM58 47V48H59ZM58 49V50H61V48ZM66 47V46H65ZM118 47V46H117ZM132 47V46H131ZM128 48V49H131ZM165 47V46H164ZM169 47V46H168ZM230 47V45H229ZM234 47V44L233 46ZM239 47V46H238ZM67 48V47H66ZM103 48V47H102ZM122 46L119 48L121 49ZM144 48V47H143ZM156 48V47H154ZM163 48V47H162ZM208 48V49H207ZM235 48V47H234ZM110 49V48H109ZM115 49V50H114ZM56 50V51H58ZM64 50V49H63ZM62 50V51H63ZM75 50V49H73ZM72 50V53H74V60H75V57L77 55L76 52H73ZM104 50V49H103ZM117 50V55H118V48H112L111 51H113V54L116 52ZM201 50H209L208 52H205L203 54H199V52H201ZM238 50V49H237ZM242 50V49H241ZM55 51V50H54ZM53 51V52H54ZM55 51V52H56ZM66 50H64L63 53H65ZM70 51V50H69ZM96 50H94L95 52ZM115 51V52H114ZM121 51V50H120ZM145 51V50H144ZM227 51H230L227 49ZM243 51V50H242ZM61 52V51H60ZM100 52V51H99ZM108 52V51H107ZM165 52V51H164ZM204 52V51H202ZM67 56H70L71 53L70 52H67ZM70 53V55L68 54ZM76 53V55H75ZM112 53V52H111ZM110 53V54H111ZM130 53V52H128ZM128 53H126V55H128ZM224 53V54H223ZM241 53V52H239ZM80 54V53H79ZM80 54V56H81ZM88 54V53H86ZM101 54V52H100ZM121 55L120 56H116L114 54V57L112 55H109L107 58L108 59H111L113 58L111 61L109 62H106L104 63V67L105 68V65L106 66V69L110 72H105V69H104V75L107 74L108 76V79H104V80H107V85L108 83L110 82V84L112 83L113 84V87H114V90L115 91V88L118 87V91L120 92L122 89H125V88H121L122 86H125L122 84V82L120 83L119 79L120 77L122 78H126L128 79L127 82H129V80L131 79V77H133V74L130 75L128 74V72L130 73V69H132L131 67H128V64L126 65L123 61L125 58L126 55H124V52L123 54L120 53ZM167 54V52H166ZM167 54V55H168ZM70 56V57H73ZM95 55H96V52H95ZM88 56V55H87ZM92 56V55H89V57ZM97 56V55H96ZM163 56V55H162ZM169 56H165V60H166V57H169ZM65 57V56H64ZM88 57V58H89ZM95 56L92 57V59H88L87 57L83 60H85L87 62V67H86V64H85V67L84 68H90L92 66H94L93 64L89 65V63H93V58ZM111 57V58H110ZM225 57V56H224ZM229 57V54L228 56ZM227 57H225V60L227 59ZM62 58V57H61ZM79 59V57H77ZM76 58V59H77ZM83 58V57H82ZM106 58V56L104 57ZM65 60L67 58H64ZM63 59V60H64ZM77 60H72L74 62L72 63H77L76 67H79L80 66V62ZM88 59V60H87ZM101 59V58H100ZM206 59V58H205ZM224 59V58H223ZM57 60V59H56ZM61 60V59H59ZM61 60V61H63ZM65 62V67L67 66L66 65V61L68 63V60H66ZM71 60H69L70 62V65L72 64L71 63ZM83 60L81 62H83ZM164 60V61H165ZM170 60V59H168ZM204 60V62H203ZM210 60V62L212 61ZM213 60V61H214ZM229 60V59H227ZM58 61V60H57ZM61 61H58V62H61ZM78 61V62H76ZM90 61V62H89ZM212 61V62H213ZM64 62H63V65H64ZM85 62V63H86ZM94 62H96V59L94 60ZM127 62H130L127 60ZM208 62V61H207ZM222 62V61H221ZM228 62V61H227ZM226 62V63H227ZM56 63V62H55ZM62 64V63H60ZM169 64V65H168ZM223 64V63H222ZM58 65V64H56ZM69 65V66H70ZM84 65V63L82 64ZM81 65V66H82ZM98 65H100L98 63ZM102 65V64H101ZM131 65V64H130ZM164 65V64H163ZM228 65V64H227ZM62 66V65H61ZM68 66V67H69ZM103 66V65H102ZM108 66H109V69H108ZM216 66V65H215ZM224 66V64H223ZM65 67L60 69L61 70H65ZM83 67V66H82ZM221 67V66H220ZM57 68V67H56ZM59 68H60V65L58 67V71H59ZM88 68V69H89ZM130 68V69H129ZM184 68V66H183ZM187 68V67H186ZM185 68V69H186ZM205 68V67H203ZM202 68V69H203ZM71 69V71H70ZM66 68L65 72H66V79L64 78L63 80L61 79L60 82L62 81L64 83V80H68L67 79V75H68V78L71 76L70 74H72L71 77H75L77 74L81 73L80 71L83 72V68H76L75 70H72V68ZM101 69V68H100ZM111 69V70H110ZM129 69V70H128ZM151 69V68H150ZM163 70V68H161ZM211 69L210 71L213 72L214 69H218V65L215 67H208V70ZM221 69V68H220ZM92 70V69H91ZM128 70V71H127ZM204 70V69H203ZM200 71V72H203ZM207 70V68H206ZM70 71V73L68 72ZM87 71V70H86ZM85 71V72H86ZM103 71V70H102ZM125 71V72H124ZM127 71V72H126ZM132 71V70H131ZM160 71V69H159ZM187 71V70H186ZM222 71V69H221ZM65 73L64 71H61V73ZM83 72V73H85ZM90 72V70H88L86 73ZM113 72V73H111ZM133 72V71H132ZM177 72V73H178ZM209 71H207V74H208ZM59 75L61 73L57 72ZM56 73L57 76H55L54 80L58 79V74ZM68 73V74H67ZM77 73V74H75ZM82 73V74H83ZM165 73V71L163 72ZM168 73V74H169ZM176 73V75H177ZM184 73V72H183ZM193 73V74H194ZM204 73V72H203ZM210 73V72H209ZM74 74V75H73ZM82 74H79V75H82ZM166 74V73H165ZM206 74V73H205ZM163 75V74H162ZM167 75V74H166ZM188 75V74H187ZM194 75H197L198 74H194ZM264 75V74H263ZM53 76V75H52ZM78 76V75H77ZM83 76V75H82ZM85 76V75H84ZM88 76V75H87ZM102 76V75H101ZM106 76V77H107ZM164 76V75H163ZM167 76H170V75H167ZM175 76V75H173ZM185 76V75H184ZM192 76V75H191ZM204 76V75H203ZM202 76V77H203ZM57 77V78H56ZM80 77V76H79ZM86 77V76H85ZM118 77V78H117ZM172 77V76H171ZM177 77V76H176ZM196 77V76H195ZM200 77V75H199ZM201 77V78H202ZM8 78V77H7ZM10 78V77H9ZM103 78V76H102ZM101 78V79H102ZM117 78V79H116ZM120 78V80H122ZM130 78V79H129ZM162 78V77H161ZM205 78V77H203ZM263 80H264V76L261 77ZM77 79V78H76ZM109 79H111L112 81H110ZM210 79V78H208ZM208 79H205V83H206V80ZM4 80V79H3ZM74 80V78H73ZM79 79H77L76 81H78ZM83 80V79H82ZM117 80V81H116ZM192 80V79H191ZM194 80V79H193ZM197 80V79H196ZM195 80V81H196ZM200 80V79H199ZM5 81V80H4ZM11 81V79L9 80V82ZM75 81V82H76ZM80 81V80H79ZM78 81V82H79ZM109 81V82H108ZM123 81V80H122ZM202 81V80H201ZM200 81V82H201ZM210 81V80H209ZM262 81V80H261ZM7 82V84L9 83ZM59 82V86H61L62 83ZM73 82V81H72ZM71 82V79H70V82H65L66 85L68 86L69 84L72 83ZM74 82V84H75ZM106 82V81H105ZM125 82V81H123ZM126 82V83H127ZM264 82V81H263ZM4 83V82H3ZM65 83L62 85V87L65 85ZM69 83V84H67ZM193 83V82H192ZM203 82V84H205ZM208 83V82H207ZM211 83V82H210ZM235 83V82H234ZM237 83V82H236ZM6 84V85H7ZM53 84V83H52ZM55 87L56 85L58 86L57 83H55ZM109 84V85H110ZM111 84V85H112ZM197 84V83H196ZM199 84V83H198ZM201 84V83H200ZM239 84V83H237ZM241 84V83H240ZM2 85V84H1ZM64 86L67 88V86ZM78 85V83H77ZM108 85V86H109ZM122 85V86H120ZM208 85V84H207ZM206 85V86H207ZM210 85V84H209ZM236 85V84H235ZM4 86V85H3ZM14 86V85H13ZM54 86V85H53ZM71 85L68 86V88L70 87ZM116 86V87H115ZM198 86V85H197ZM197 86H194L195 89ZM200 86V85H199ZM234 86V85H233ZM241 85H239L240 87ZM250 86V84H249ZM6 87V86H5ZM73 87V86H72ZM112 87V86H111ZM112 87V89H113ZM127 87V86H125ZM202 84L200 86V89H201ZM208 87V86H207ZM231 87V86H230ZM236 87L238 88V86L236 85ZM0 88L2 89V86H0ZM4 88V87H3ZM8 88V87H7ZM15 88V87H14ZM54 88V87H53ZM59 89H61L60 87H57ZM98 88V87H97ZM110 88V87H109ZM108 88V89H109ZM121 88V89H119ZM243 88V87H242ZM249 88V87H248ZM0 89V90H1ZM52 89V88H51ZM55 89V88H54ZM53 89V90H54ZM75 89V88H74ZM111 89V90H112ZM153 91L151 92H154L156 90V87L153 85ZM198 88L197 91L200 90ZM239 89V88H238ZM238 89H236L237 91H239ZM3 90V89H2ZM12 90V88H11ZM56 90V89H55ZM65 90V89H64ZM67 90V89H66ZM71 90V88H70ZM231 90V89H230ZM236 90L234 89V91L236 92ZM9 91V90H8ZM17 91V90H16ZM52 91V90H51ZM58 91H61V90H58ZM74 91V90H73ZM117 91V92H118ZM162 94L163 96L166 95V90L165 88H163L162 90ZM233 91V90H232ZM244 92V90H242ZM241 91V92H242ZM251 91V90H250ZM256 91V90H255ZM3 92V91H2ZM0 91V98L1 96L3 97V94ZM15 92V91H14ZM68 92V91H67ZM230 92V91H228ZM4 93H5V90H4ZM8 93V92H7ZM18 93V92H16ZM61 93V92H60ZM65 93V92H64ZM63 93V95L65 96V94ZM115 93V92H114ZM122 93V91H121ZM233 93V92H232ZM255 93V92H254ZM258 93V92H257ZM19 94L21 95V93L19 92ZM24 94V93H23ZM22 94V96L24 97V95ZM49 94V92H48ZM53 95V93H51ZM55 94V93H54ZM153 94V93H152ZM203 93H201L202 95ZM234 94V93H233ZM237 94V93H236ZM256 94V93H255ZM258 98H260L259 96L262 95L260 93H258ZM5 95V94H4ZM18 95V94H16ZM27 95V94H26ZM46 95V93H45ZM58 95V94H57ZM115 95H118L115 93ZM226 95V94H225ZM231 95V94H230ZM21 96V97H22ZM51 96V95H49ZM47 96V97H49ZM67 96V95H66ZM223 96V95H221ZM232 96V95H231ZM230 96V97H231ZM235 96V95H233ZM251 96V95H249ZM257 96V95H256ZM264 96V95H262ZM22 97V99H23ZM30 97V96H29ZM28 97V98H29ZM42 97V95H41ZM44 97V96H43ZM46 97V96H45ZM62 97V96H61ZM236 97H238V95H236ZM40 98V97H39ZM58 98V97H57ZM257 98V97H256ZM257 98V99H258ZM30 99V98H29ZM28 99V100H29ZM33 99V98H32ZM49 99L51 100V98L49 97ZM49 99H45L44 103H43V106H45L44 104L48 103L49 102L47 100ZM52 99H53V96H52ZM118 99V98H117ZM145 100L143 101L142 105L141 103L139 104L140 106L138 108L139 110V113L137 115H135V117L133 118V124L129 125V127L127 129H122L120 128V125L122 123V121L116 123V125L110 129H106L105 128L103 129L102 127H100V125H93L95 124V122L91 121L89 118H91L90 116H88L89 118H86L85 122L86 123H82V124H77V122L71 120L70 118L65 120L64 122H62L60 119L55 118L53 119L52 121H50L51 119H49V122L47 121V123L44 124L43 123H40L38 125H36L33 121L32 123L35 124V126H32L31 127V119H30V124H29V128L31 130H29V132H25V134H21V133H18L17 131L18 130H12L13 126L15 125H12V124H16L15 122H13L12 124L7 120L8 117H1L2 119H0V198L5 195L6 193H9L10 197L11 198V201L9 199H7V201L9 200L11 203L10 205V202L6 205V203H4L1 199H3V197L0 199V238H3L4 240H6L5 243H8V245L10 244V246L12 247L13 250H19L21 251L22 253V257L24 256L26 258V263L25 264H56V263H66V261H68V258H67V254L65 253V257L67 258V260L65 259V257H61L59 258L60 262L58 261H55L53 262L54 258H52L53 255H55L56 253V257L59 256L58 255V252H59V247L56 245V241L55 239L60 236L62 234H66V233H70V232H76V234L79 232V231H82V232H85L86 231V237L85 238L83 235V238H85V240H88V243H90L92 241H95L97 239V237L99 238V240L97 239V241H100L101 238V241L103 242V240H112L113 242V237H111L110 239H108V237L106 238L105 236H109V232L108 234H106V230L103 229L105 224L104 222L107 221V219L104 221V218H98L96 219H89L87 218V216L89 217V215L86 216V219H89V221L87 220V223H85L83 220L82 223H79L77 226H74V222L72 221L73 225H71L72 227H67V228H63L61 227L60 225H58L59 223H57L59 221V217L60 216H63L64 214L66 215V213H69V214H72V212H74L78 207L79 205L81 204V206L83 205L85 207L84 203L86 199L89 200V202H93L90 200V198H93L94 196H99V194H103L105 196H107L109 193H112L115 191H126L128 192L129 194L132 193V191L135 190V192H142L144 191L145 189V186H146V180H145V173L143 172V167L146 163V156L143 152L142 154V150L137 147H135V151L134 149L132 148L131 144L128 143V138H126V134L129 132L130 134L128 136H130L131 138L133 137H138L139 135H143V136H151V138H153L152 136H155L158 138H163V136H165V134L167 133V128L166 125L162 122H160V120H158V117L163 114L160 109H162V106L157 104L155 107H154V112L150 113V102H149V98H144ZM166 99V97H165ZM225 99V98H224ZM233 99H236L235 97ZM231 99V100H233ZM249 99V98H248ZM263 100H261V102L263 101V103L258 106H255L251 108L250 111H244L243 114H235L237 116H234L233 115V118L231 116V119L233 120L234 117H238L240 115V117L236 120V118L233 120L235 122H239L241 124H234L232 123L233 125H229L231 123L228 124V126H231L233 128L234 125L237 126V128L244 124L246 125L247 127H250L248 129H251L249 131L252 132V141L250 140H246L247 138H245L246 142H244V140L242 141L243 143L241 144V142L239 141V144H235L237 145V148L236 150L238 149L240 151V153L237 154L238 155H241L243 156L244 154H246L245 156L248 157V155L250 154H253L254 156V159L255 161H259V160H262L264 159V98H262ZM1 100V99H0ZM55 100V99H54ZM53 100V101H54ZM128 100V99H127ZM130 100V99H129ZM32 101V100H31ZM30 101V102H31ZM164 101V100H162ZM179 101V100H178ZM184 101V100H183ZM221 101V100H220ZM230 101V100H229ZM2 101H0L1 103ZM35 102V101H34ZM55 102V101H54ZM52 103V104H55L56 102L58 103V101H56L55 103ZM134 102V101H133ZM224 102V101H223ZM234 102V101H233ZM260 102V100H259ZM29 103V101H28ZM51 103V102H50ZM56 103V104H57ZM132 102H130L131 104ZM161 103V102H160ZM180 103V102H179ZM186 103V102H185ZM228 103V102H227ZM252 103V102H251ZM35 104L37 105V103L35 102ZM40 104V102H39ZM38 104V105H39ZM42 104V102H41ZM41 104L37 107L40 108ZM50 104V105H52ZM60 103H58L59 105ZM137 104V102L135 103ZM223 104V103H222ZM226 104V103H224ZM223 104V105H224ZM229 104V103H228ZM255 104H258L257 102ZM30 106V104H28ZM27 105V106H28ZM134 105V104H133ZM132 105V106H133ZM178 104L175 105V102L173 101H170L169 102V105H167V107H163V110L165 111H169L173 113H176L179 109L177 107ZM181 105V103H180ZM243 105V104H242ZM249 105V104H248ZM23 106V104H22ZM21 106V107H22ZM54 106V105H53ZM130 106V105H129ZM136 107V105H134ZM226 106V105H225ZM253 106V105H251ZM250 106V107H251ZM36 107V106H35ZM42 107V106H41ZM46 107V106H45ZM49 107V106H48ZM47 107V108H48ZM117 107V106H116ZM180 107V106H179ZM221 107V106H220ZM223 107V106H222ZM233 107V106H232ZM238 107H240V105H238ZM237 107V108H238ZM245 107V106H244ZM247 107V106H246ZM245 107V108H246ZM30 108V107H29ZM27 108V109H29ZM43 108V107H42ZM94 108V107H93ZM92 108V109H93ZM119 108V107H118ZM225 107H223V110L225 111L224 109ZM234 108H236V106L233 107V110ZM236 108V109H237ZM249 108V107H248ZM21 110L23 108H20ZM26 107H25V112L27 111ZM46 109V108H45ZM85 109H86V106H85ZM90 109V108H89ZM131 109V108H130ZM135 109V108H134ZM221 109V108H220ZM230 109H232L230 107ZM78 110V109H77ZM84 110V109H83ZM82 110V111H83ZM97 110V109H96ZM95 110V111H96ZM185 110V109H184ZM219 110V108H218ZM217 109L214 110V111H218ZM222 109L216 114L218 115L216 118H215V124L218 123V126L221 125L223 123H219V122H222V121H225V120H222V115L223 113L226 114V112H224ZM239 110V108L237 109ZM240 110H241V107H240ZM24 111V110H23ZM32 111H36V110H32ZM43 111V110H42ZM81 111V110H80ZM92 111V110H91ZM159 111L161 112V114L159 113ZM186 111H188V108H186ZM227 112L229 110H226ZM231 111V110H230ZM229 111V112H230ZM241 111V112H243ZM28 112V111H27ZM30 112V111H29ZM39 112V111H38ZM85 112V110H84ZM83 112V113H84ZM87 112V111H86ZM182 112V111H181ZM185 112V111H184ZM192 112V111H191ZM215 112V113H216ZM235 112V110L233 111V113ZM238 112V111H237ZM246 112V113H245ZM22 113V112H21ZM33 114L35 112H32ZM40 113V112H39ZM88 113V112H87ZM93 113V112H91ZM91 113H89V115H91ZM212 113V112H211ZM231 113V112H230ZM232 113V114H233ZM26 114V113H25ZM25 114H22L21 115V120L24 119L23 117H25L26 115ZM31 114V113H29ZM86 114V113H84ZM82 114V115H84ZM184 114V113H183ZM198 114V113H197ZM231 114V115H232ZM18 115V114H17ZM24 115V116H23ZM32 115V114H31ZM170 115V114H169ZM185 115V114H184ZM203 115H206L203 114ZM215 115V114H214ZM14 116V115H13ZM23 116V117H22ZM29 117V115H27ZM26 116V117H27ZM45 116V115H44ZM180 116V115H179ZM183 116V115H182ZM224 116V115H223ZM229 117V114L228 115H225L224 117ZM12 117V116H11ZM15 117V116H14ZM18 117V116H17ZM32 116H30L31 118ZM177 117V116H176ZM184 117V116H183ZM206 117V116H205ZM210 116L206 117V118H209ZM215 117V116H214ZM214 117L211 116V118L214 119ZM226 117V119H227ZM34 118V117H32ZM51 118V117H50ZM99 118V117H98ZM121 118V117H120ZM181 118V117H180ZM205 118V119H206ZM227 119V120H230V119ZM14 119V118H13ZM28 119V118H27ZM35 119V118H34ZM44 119V118H43ZM81 119V118H80ZM95 119V118H94ZM170 119V118H168ZM167 119V120H168ZM176 118H174L175 120ZM184 119V118H183ZM224 119V118H223ZM12 120V119H11ZM45 120V119H44ZM76 120V119H75ZM18 121V120H17ZM80 121V120H79ZM119 121V120H118ZM185 121V120H184ZM207 121V120H206ZM211 121V120H210ZM23 122V121H22ZM93 122V124H92ZM175 122V121H173ZM178 122V120H177ZM180 122V120H179ZM183 122V120H182ZM26 123V121H25ZM24 122L22 123L23 125L25 124ZM81 123V122H79ZM176 123V122H175ZM210 123V122H209ZM227 122H224V124H226ZM18 125H20L19 127H22L20 123H17ZM16 124V126H18ZM84 124V126H82ZM170 124V123H169ZM213 124V123H212ZM214 124V126H212L214 129L217 128V126ZM227 125V124H226ZM112 126V125H111ZM225 126V125H224ZM223 126V127H224ZM235 126V127H236ZM243 126V125H242ZM245 126V127H246ZM211 127V126H210ZM211 127V129H212ZM220 127V126H219ZM231 127L228 129L230 130ZM235 127H234V130L233 134L231 131H229L227 129L226 131V126L224 127L225 129H223V132L224 130L228 133L227 135H229V137H226L224 133V136L228 139L226 140V142L224 141V143H227L226 145L228 146V144L230 145L229 143V140L230 142L232 143L233 139L235 137H233L234 135V131H235ZM243 126V128H245ZM23 128V127H22ZM219 128V129H220ZM210 129V130H211ZM213 129V130H214ZM240 129V127H239ZM27 130V131H28ZM191 130V129H190ZM217 130V129H216ZM215 130V131H216ZM21 132V131H20ZM23 132V131H22ZM170 132V131H169ZM185 132V131H184ZM194 132V131H193ZM230 132V134H229ZM237 132V129L236 131ZM179 133V132H178ZM196 133V132H195ZM168 135V133H167ZM166 135V136H167ZM177 135V134H176ZM202 135V134H201ZM205 135V134H204ZM239 136V134L237 133L236 135L234 136ZM133 136V137H132ZM142 136V137H143ZM160 136V137H159ZM165 136V138H166ZM187 136V135H186ZM249 134L246 136L248 137ZM129 137V138H130ZM136 137L134 139H136ZM179 137V135H178ZM185 137V136H184ZM197 137V136H196ZM232 138L229 139V138ZM240 137V136H239ZM238 137V138H239ZM140 138V137H139ZM180 138V137H179ZM193 138V137H192ZM199 138V137H197ZM202 138V137H201ZM251 137L249 136L248 139H250ZM167 139L169 140V137H167ZM172 138H170L171 140ZM221 139V138H220ZM143 140V139H142ZM156 140V139H155ZM159 140V139H158ZM181 140V139H179ZM178 140V142H180ZM225 140V139H224ZM239 140V139H238ZM144 141V140H143ZM174 141V140H173ZM228 141V142H227ZM237 141V140H234V142ZM141 142V141H140ZM175 142V141H174ZM183 143V142H182ZM223 143V142H222ZM141 144V143H140ZM184 145V144H183ZM191 146V145H190ZM233 148H235L233 146V143L231 145ZM143 147V146H142ZM223 147V146H222ZM230 147V146H229ZM228 147V148H229ZM180 148V147H179ZM191 149V148H190ZM224 149V148H223ZM231 149V148H230ZM145 150V149H144ZM143 150V151H144ZM227 150V149H226ZM232 151V149H231ZM234 153H235V149L233 150ZM243 152V153H242ZM226 153V151H225ZM231 153V152H230ZM233 153V152H232ZM228 154V153H227ZM236 154V153H235ZM234 154V155H235ZM243 154V155H242ZM153 155V154H152ZM237 155V156H238ZM244 156V157H245ZM235 157V156H234ZM240 157V156H239ZM238 157V158H239ZM243 157V159H244ZM245 157V158H246ZM250 157V156H249ZM253 158V157H252ZM243 159H240L241 161ZM149 160V159H148ZM236 160V159H235ZM245 160V159H244ZM243 162H247L246 160ZM252 161V160H251ZM254 161V162H255ZM264 161V160H263ZM262 161V162H263ZM150 162V161H149ZM235 162V161H234ZM238 162H239V159H238ZM253 162V163H254ZM260 162V161H259ZM236 163V162H235ZM252 163V162H250ZM249 163V164H250ZM239 164V163H238ZM245 164V163H244ZM243 164V165H244ZM248 164V165H249ZM221 165V164H220ZM233 165V164H232ZM242 165V166H243ZM147 166V165H146ZM240 166H241V163H240ZM247 166V164H246ZM252 166V165H251ZM256 166V164L254 165ZM256 167H259L258 165ZM222 168V167H221ZM231 168H234V167H231ZM230 168V169H231ZM237 168H242V167H238ZM247 168V167H246ZM243 167V169H246ZM223 169V168H222ZM236 169V168H235ZM242 170V169H241ZM240 170V171H241ZM230 171V170H229ZM232 172V170L230 171ZM234 172V171H233ZM58 176H56V174ZM235 173V172H234ZM236 173H237V169H236ZM235 173V174H236ZM242 173V172H241ZM231 174V173H230ZM239 176V175H238ZM56 177V180L54 181V178ZM220 177V176H219ZM218 178V177H217ZM221 178V177H220ZM230 178V177H229ZM228 178V179H229ZM232 178V177H231ZM234 178V177H233ZM239 178V177H238ZM3 179V180H2ZM123 179V182H121V180ZM148 179V178H147ZM208 179V178H207ZM237 179V177H236ZM212 180V179H211ZM231 180H234V179H231ZM239 180V179H238ZM148 181V180H147ZM217 181V180H216ZM214 181V178H213V181H210L209 180V183H212L211 186L207 189V191H205V187H204V191L202 192H197V195H200V197H196L194 199H190V200H187V204L184 205V204H181V202H176L174 204H176L175 206H172L173 204H171V207L169 208V212H168V215H166L165 219L160 221V219L157 221L155 218H147L145 215V217H141L140 216V220H138V230H137V234L141 233L143 234V231H146V234L144 235V240L147 241L148 244H153L154 245V249L153 250H147V251H144L142 252L143 247H136V249L132 252H126V254H130L131 256H129L126 260L127 262H123L124 264H165V262H170L171 260L173 261L174 259L176 260H180L178 257H182V255H187L186 258L184 260H182L181 262H179V264H226V259L227 257L229 256V254L232 252L231 250L233 249V247L235 246V244H237L236 242V239L235 237L239 235L240 233V228L237 226V223H238V219L243 215V217H247V219H249L252 215V211L254 210L253 207H248L246 208V211H244L243 213L241 212H238L239 210L237 211H233L232 214H231V221L228 222V212H227V202L228 200H226L227 198L223 195H219L221 194L219 191V182H216ZM235 181V180H234ZM228 182V181H227ZM232 182V181H231ZM236 182V181H235ZM209 183L207 182V184L209 185ZM230 183V182H229ZM222 186H223V183H221ZM200 189V188H199ZM203 190V189H202ZM201 191V189H200ZM118 192V194H119ZM134 192V193H135ZM223 192V191H222ZM5 193V194H4ZM133 193V194H134ZM199 193V194H198ZM122 194V193H121ZM191 194V193H190ZM196 194V193H195ZM8 195V194H7ZM5 195V196H7ZM115 195V194H114ZM189 195V194H188ZM225 195V194H224ZM227 195V194H226ZM4 196V198H5ZM105 196H103L104 198H106ZM136 196V195H135ZM133 196V197H135ZM151 197V196H150ZM157 197V196H156ZM186 197V196H185ZM189 197V196H188ZM224 197L226 198L224 200ZM95 198V197H94ZM100 198V197H99ZM101 198H102V195H101ZM191 198V197H190ZM193 198V197H192ZM103 199V198H102ZM155 199V198H154ZM157 199V198H156ZM94 200V199H93ZM98 200V199H97ZM104 200V199H103ZM176 200V199H175ZM95 201V200H94ZM102 201V200H101ZM150 201V200H149ZM159 201V199H158ZM179 201V200H178ZM181 201V200H180ZM185 200L183 199V202ZM6 202V200H5ZM97 202V201H96ZM145 202V201H143ZM148 202V200L146 201ZM152 202V200H151ZM154 202V201H153ZM166 202V201H165ZM155 203V202H154ZM153 203V204H154ZM159 203V202H158ZM255 203V202H254ZM6 207H5V205ZM85 204H88V202H86ZM136 204V203H135ZM147 204V203H146ZM148 204H150L148 202ZM250 204V203H249ZM12 207H10V206ZM133 205V204H132ZM137 205V204H136ZM135 205V208L138 209V206ZM158 205V204H157ZM169 205V204H168ZM251 205V204H250ZM252 205H255V204H252ZM7 206H8V209H11L10 211L7 210ZM82 206V207H83ZM144 206H145V203H144ZM152 206V205H151ZM187 206L188 209L186 208H183ZM249 206V205H248ZM256 206V205H255ZM81 207V208H82ZM90 207V206H89ZM131 207V206H130ZM143 207V205H142ZM148 207V206H147ZM164 207V206H163ZM80 209V207H79ZM83 209V208H82ZM182 209L185 211H182ZM90 210V209H89ZM139 210V209H138ZM141 210V209H140ZM168 210V209H167ZM243 211V210H242ZM87 212V211H86ZM90 212V211H89ZM88 212V213H89ZM138 212V211H136ZM140 212V211H139ZM175 214H174V213ZM133 213V212H132ZM161 213V212H160ZM169 213L171 214V217H168L170 216ZM94 214V213H93ZM134 214V213H133ZM139 214V213H138ZM141 214V213H140ZM139 214V215H140ZM159 213H157V216H158ZM166 214V213H165ZM164 214V215H165ZM173 214V216H172ZM242 214V215H241ZM252 214V215H251ZM73 215V214H72ZM131 215V213H130ZM70 216V215H68ZM93 216V215H92ZM98 216V214L96 215ZM103 216V215H102ZM209 216H212L213 218L212 219H208ZM107 217V216H106ZM159 217V216H158ZM254 217V216H253ZM252 217V218H253ZM257 217V216H256ZM64 218V217H63ZM66 218V217H65ZM94 218V217H92ZM147 218V219H145ZM161 218V217H160ZM258 218L260 219V216H258ZM72 219V218H71ZM122 219V218H121ZM134 219V218H133ZM137 219V218H136ZM155 219V220H154ZM200 219H204V222L201 224V226H199V228H197V226L194 224L196 221L200 220ZM255 219V218H254ZM92 220V221H90ZM114 220V219H113ZM130 220V218H129ZM241 220V219H240ZM239 220V221H240ZM3 221V222H1ZM4 221H5V224H4ZM109 221V220H108ZM107 221V222H108ZM132 222V220H130ZM60 222V221H59ZM84 222V223H83ZM90 222V223H89ZM65 222L63 221V224ZM109 223V222H108ZM125 223V222H124ZM115 224V223H114ZM6 225V226H5ZM104 225V226H103ZM108 225V224H107ZM135 225L137 226V224L135 223ZM4 226V227H3ZM67 226V225H66ZM70 226V225H69ZM129 226V225H128ZM132 226V225H131ZM115 227V226H114ZM134 227V226H133ZM112 228V227H111ZM110 228V229H111ZM132 228V227H131ZM136 228V227H135ZM117 229V228H116ZM134 229V228H133ZM84 230V231H83ZM115 231V230H113ZM141 231V232H140ZM81 233V232H80ZM79 233V234H80ZM116 233V231L114 232ZM129 233V232H128ZM136 233V232H135ZM242 233V231H241ZM71 234V233H70ZM74 234V233H72ZM84 234V233H83ZM84 234V235H85ZM106 234V235H105ZM132 234V233H131ZM136 234V235H137ZM67 235V234H66ZM65 235V236H66ZM98 235V236H96ZM104 235V237H103ZM112 235L114 236V234L112 233ZM129 235V234H128ZM133 235V234H132ZM63 236V235H62ZM68 236V235H67ZM73 236V235H71ZM96 237V239L92 237ZM100 236H102L100 238ZM120 236V235H119ZM127 236V234H126ZM139 236V235H138ZM137 236V237H138ZM240 236V235H239ZM70 237V235H69ZM124 237V236H123ZM130 237V236H129ZM134 237V236H133ZM136 237V236H135ZM136 237V238H137ZM141 237V236H140ZM64 238V237H63ZM79 238V236H78ZM82 238V240H83ZM116 238V237H115ZM120 238V237H119ZM139 238V237H138ZM2 239V240H3ZM62 239V238H61ZM121 239V238H120ZM133 239V238H131ZM140 239V238H139ZM240 239V238H239ZM68 240V239H67ZM80 239H78V242H79ZM105 240V241H106ZM119 240V239H118ZM126 240V239H125ZM55 241V245L53 243V245H50V243L54 242ZM90 241V242H89ZM107 241V242H108ZM115 241V240H114ZM136 241V240H135ZM140 241V240H138ZM100 243V244H104L105 242L103 243ZM110 241V243H112ZM126 242V241H125ZM1 243L4 244V242L2 241ZM0 243V246L2 245ZM59 243V242H58ZM66 243V242H65ZM74 243V242H73ZM79 243H83L82 241H80ZM85 243V242H84ZM99 244V242H96ZM124 243V242H123ZM129 243V242H128ZM133 243V242H132ZM78 244V243H77ZM96 244V245H98ZM114 244V243H113ZM116 244V242H115ZM114 244V245H115ZM131 244V243H130ZM140 244V243H139ZM80 245V244H79ZM83 245V247H87L86 243L85 245L84 244H81ZM91 245V244H90ZM93 245V244H92ZM95 245V244H94ZM117 245V244H116ZM128 245V244H127ZM126 245V246H127ZM142 245V243H141ZM60 246V245H59ZM89 246V245H88ZM108 247V245H103V247ZM110 246V245H109ZM112 246V245H111ZM118 246V245H117ZM121 246V245H119ZM123 246V245H122ZM121 246V247H122ZM131 246V245H130ZM146 246V245H145ZM144 246V247H145ZM9 247V246H8ZM63 247V246H62ZM82 248L80 249V246H73V248L71 247V250H69V256L73 258L74 255H80V260L77 261V259H75L77 261V264H84V261L88 258H86V255H85V251H87V249ZM100 247V248H99ZM97 248V251L101 249L102 246H99ZM106 247V248H107ZM114 247V246H113ZM132 247V246H131ZM135 247V246H134ZM74 248H78V249H74ZM89 248V247H88ZM150 248V247H149ZM9 250V248H6ZM84 249V250H83ZM96 249V248H95ZM102 249H105V248H102ZM101 249V250H102ZM120 249V248H119ZM145 249V248H144ZM148 249V248H147ZM235 249V248H234ZM233 249V250H234ZM2 250V249H1ZM61 250V249H60ZM65 250V249H64ZM66 250V251H67ZM92 250V249H91ZM107 250L109 249H106V253L108 252ZM112 252L115 251L114 248L111 249ZM117 250V249H116ZM123 250V249H122ZM103 250L102 251H98L99 253H102V256H106L105 252ZM118 251V250H117ZM124 251V250H123ZM122 251V252H123ZM130 251V250H129ZM153 251V252H152ZM7 252V251H6ZM62 253V251H60ZM74 252V255L71 256L70 254H73ZM90 251H88L89 253ZM97 252V254L93 255V258H95V256H100L99 258L100 259H103L101 258L102 256L99 255V253ZM214 252H216V258H215V262H214V257H213V254ZM59 253V254H61ZM86 252V254H88ZM91 253V252H90ZM118 253H121V252H118ZM116 253V255L118 254ZM16 254V253H15ZM18 254V253H17ZM105 254V255H103ZM114 254V252L112 253V255ZM125 254V253H124ZM3 255V254H2ZM52 255V256H51ZM109 257H110V264H113L111 263V256H110V253L108 252ZM231 255V254H230ZM6 256V255H5ZM5 256L3 258V260H6L8 258L5 259ZM10 256V255H9ZM16 256V255H15ZM68 256V257H69ZM90 256V255H89ZM115 256V254L113 255ZM119 256V255H118ZM232 256V255H231ZM21 257V256H20ZM74 257H78V256H74ZM91 257V256H90ZM89 257V258H90ZM116 257V256H115ZM114 257V258H115ZM122 257V256H121ZM63 258L66 260L63 261ZM92 258V259H93ZM113 258V257H112ZM10 259V257H9ZM7 259V260H9ZM71 259V258H69ZM92 259H90L89 263L92 262ZM97 259V258H96ZM109 259V258H108ZM121 259V258H119ZM124 259V257L122 258ZM121 259V260H122ZM2 260V261H3ZM56 260V259H55ZM72 260V259H71ZM74 260V258H73ZM74 260L75 263L73 264H76V261ZM118 260V259H117ZM124 260V261H126ZM0 260V262H2ZM63 261V262H62ZM95 261V259H94ZM98 262H101L102 260H98ZM97 261H95V263H97ZM119 261V260H118ZM171 261V262H172ZM20 262V261H19ZM69 262V261H68ZM67 262V263H68ZM71 264L73 261H70ZM69 262V263H70ZM86 264L88 262L85 261ZM106 262V261H105ZM112 262H116L115 260ZM121 261H119L120 263ZM3 263V262H2ZM7 263V262H6ZM88 263V264H89ZM93 263V262H92ZM91 263V264H92ZM104 263V261L102 262ZM9 264V263H8ZM19 264V263H18ZM94 264V263H93ZM99 264V263H98ZM122 264V263H121ZM174 264V263H173Z\"/></svg>",
	"mask_w": 264,
	"mask_h": 264
}]
</instances>
